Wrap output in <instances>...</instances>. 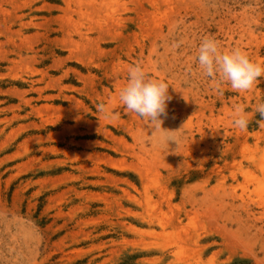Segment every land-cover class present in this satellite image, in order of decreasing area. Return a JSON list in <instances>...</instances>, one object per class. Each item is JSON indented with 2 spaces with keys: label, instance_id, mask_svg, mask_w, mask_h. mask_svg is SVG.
<instances>
[{
  "label": "rangeland",
  "instance_id": "374dc122",
  "mask_svg": "<svg viewBox=\"0 0 264 264\" xmlns=\"http://www.w3.org/2000/svg\"><path fill=\"white\" fill-rule=\"evenodd\" d=\"M204 38L264 65V0H0V264H264V78L218 94ZM137 63L165 131L119 101Z\"/></svg>",
  "mask_w": 264,
  "mask_h": 264
},
{
  "label": "clouds",
  "instance_id": "9594fccd",
  "mask_svg": "<svg viewBox=\"0 0 264 264\" xmlns=\"http://www.w3.org/2000/svg\"><path fill=\"white\" fill-rule=\"evenodd\" d=\"M195 59L201 73L216 85L218 94H223L220 86L225 84L235 92H247L264 78V65L251 61L240 48L222 51L213 38L201 41ZM169 86L165 80L152 78L142 64L130 65L126 83L119 91V101L128 112L134 113L153 129L165 131L161 125L168 115L167 105L172 100ZM97 110L107 114L104 104H98ZM256 114L264 119V102L256 105L252 116ZM252 116L243 107H237L233 113V126L246 130ZM161 140L167 146L169 141L177 145V139L172 135H164Z\"/></svg>",
  "mask_w": 264,
  "mask_h": 264
}]
</instances>
